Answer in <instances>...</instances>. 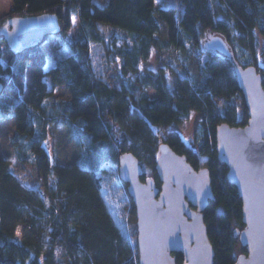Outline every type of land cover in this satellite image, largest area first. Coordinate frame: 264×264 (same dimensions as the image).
Here are the masks:
<instances>
[{"label": "trees", "instance_id": "obj_1", "mask_svg": "<svg viewBox=\"0 0 264 264\" xmlns=\"http://www.w3.org/2000/svg\"><path fill=\"white\" fill-rule=\"evenodd\" d=\"M155 2L12 0L14 18L54 14L63 37L74 21L78 30L75 39H65L68 53L50 70L43 44L12 52L0 37V124L15 122L12 149L41 176L40 186L25 188L11 162L0 158V264H138L136 244L100 198L101 175L130 153L161 188L156 163L163 144L195 170H209L214 197L204 221L214 264L237 263L243 204L219 161L216 134L223 124L245 128L250 117L234 62L203 46L209 35L224 38L235 62L256 68L264 88V0H179L181 9H158ZM98 50L103 68L94 62ZM156 53L170 65L149 70ZM113 65L119 89L106 76ZM28 70L33 86L27 92ZM56 89L68 99H57ZM240 97L242 111L222 110V102ZM193 113L199 117L194 148L178 135L162 142L157 129L179 125ZM61 129L77 151L67 168L50 153V134ZM241 253L247 255L244 247ZM175 255L183 264V256Z\"/></svg>", "mask_w": 264, "mask_h": 264}, {"label": "water", "instance_id": "obj_2", "mask_svg": "<svg viewBox=\"0 0 264 264\" xmlns=\"http://www.w3.org/2000/svg\"><path fill=\"white\" fill-rule=\"evenodd\" d=\"M63 31L57 15L43 14L11 18L0 31L12 52L41 46L47 37ZM234 62L241 93L250 120L245 128L223 124L217 129L216 151L227 166V179L241 198L245 229L236 232L247 255L236 264H264V88L254 67L243 68L234 60L228 43L212 36L203 46ZM119 176L128 185V193L137 215L138 264H214L215 252L208 237L204 213L214 195L208 169L195 170L185 156L168 145L160 147L155 179L142 180L137 158L123 154L119 158Z\"/></svg>", "mask_w": 264, "mask_h": 264}, {"label": "rangeland", "instance_id": "obj_3", "mask_svg": "<svg viewBox=\"0 0 264 264\" xmlns=\"http://www.w3.org/2000/svg\"><path fill=\"white\" fill-rule=\"evenodd\" d=\"M156 8L165 9L169 7H178L181 9L179 0H155ZM13 3L12 0H0V31L3 29L5 24L13 16ZM63 26V24H62ZM78 22L74 21V27L67 31L65 37L61 34L57 36H49L44 41L42 47L48 58L47 70L53 68L57 61L62 57L66 56L68 51L65 48V39L72 40L77 36ZM63 32V31H62ZM209 35L206 38L212 37ZM101 56V51L98 50L93 56L94 62L97 67L103 68V57ZM161 58L160 54H154L152 60L148 64L149 70L157 71L160 67H166L169 64V58L163 55ZM8 60V51L4 50V62ZM170 65V64H169ZM106 76L110 85L119 89L120 79L119 71L116 65L106 68ZM33 86V74L32 70H28L26 89L27 92ZM149 95L151 98H155L156 95L152 90H149ZM57 99L67 100L68 93L64 89H56ZM242 98H236L230 103L219 102L222 106V110L225 111L230 107H236L239 111L243 110ZM199 122V117L197 114H191L189 119L185 122L172 126L167 130L157 129V133L162 142L170 139L174 135H178L182 140L189 146L194 148L196 145V127ZM15 135V122L8 121L0 124V158L7 159L11 162V171L15 174L18 182L28 189H36L40 186L41 176L37 169L30 165H24L19 162L13 149L12 140ZM50 153L53 157L54 163L60 167H71L77 157V151L72 143L68 132L64 129L60 131H52L49 138ZM142 172L146 175L145 181L148 179H154V174L151 169L143 167ZM102 181V192L101 200L105 202L111 214L113 215L115 222L122 228L124 234L130 238V240L136 244L137 247V215L135 205L128 193V185L124 183L119 176V165L115 168H108L105 173L101 175ZM243 246L240 242L238 248L237 258L244 256L241 253ZM139 254L138 248L136 251V260L138 261Z\"/></svg>", "mask_w": 264, "mask_h": 264}]
</instances>
